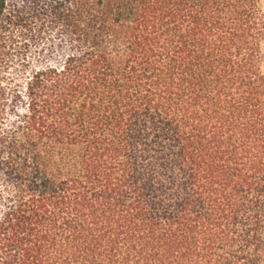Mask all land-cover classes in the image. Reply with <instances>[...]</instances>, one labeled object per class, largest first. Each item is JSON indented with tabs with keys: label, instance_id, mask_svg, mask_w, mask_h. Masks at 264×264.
Here are the masks:
<instances>
[{
	"label": "trees",
	"instance_id": "obj_1",
	"mask_svg": "<svg viewBox=\"0 0 264 264\" xmlns=\"http://www.w3.org/2000/svg\"><path fill=\"white\" fill-rule=\"evenodd\" d=\"M263 0H0V264H264Z\"/></svg>",
	"mask_w": 264,
	"mask_h": 264
},
{
	"label": "rangeland",
	"instance_id": "obj_2",
	"mask_svg": "<svg viewBox=\"0 0 264 264\" xmlns=\"http://www.w3.org/2000/svg\"><path fill=\"white\" fill-rule=\"evenodd\" d=\"M263 8H264V0H263ZM261 52H262V70L264 71V41L261 43Z\"/></svg>",
	"mask_w": 264,
	"mask_h": 264
}]
</instances>
